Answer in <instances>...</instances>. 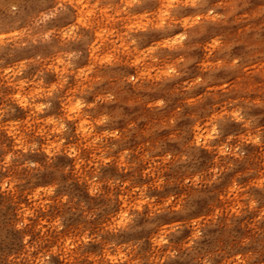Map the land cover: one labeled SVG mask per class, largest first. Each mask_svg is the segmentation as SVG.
<instances>
[{"label": "clouds", "instance_id": "1", "mask_svg": "<svg viewBox=\"0 0 264 264\" xmlns=\"http://www.w3.org/2000/svg\"><path fill=\"white\" fill-rule=\"evenodd\" d=\"M0 264H264V0H0Z\"/></svg>", "mask_w": 264, "mask_h": 264}]
</instances>
